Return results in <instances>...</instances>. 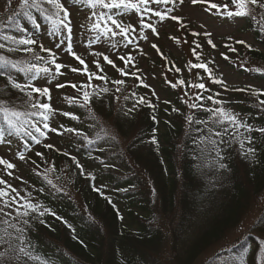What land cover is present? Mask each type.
I'll return each mask as SVG.
<instances>
[{"label": "trees", "instance_id": "1", "mask_svg": "<svg viewBox=\"0 0 264 264\" xmlns=\"http://www.w3.org/2000/svg\"><path fill=\"white\" fill-rule=\"evenodd\" d=\"M68 4L79 5H73L72 0H68ZM10 8L17 9L18 0H11V5L8 0H0V22H5L12 14ZM256 11L259 12L258 9ZM33 15L41 25L38 33H47L45 38L49 44L44 46L53 47L51 49L57 54V62L64 63L58 52L66 50L67 42L60 48L55 47L60 41L56 42L55 36L47 30L48 21L35 10ZM18 19L22 25L35 30L26 17L21 15ZM239 23L251 34L256 46L252 51L244 46L236 50L240 57L249 58L250 63L248 67L231 65V77L245 84L264 87V75L251 70L259 68L264 72V52L260 50H264V32H260L258 25L248 17L239 18ZM185 29L189 32V26ZM7 31L14 33V29ZM148 31L144 29L143 33ZM119 40L115 38L116 42ZM109 47L105 49L110 50V56L111 52L116 56L114 60L117 66L124 68L123 62L117 58L122 50L117 49L125 48L119 43L117 47L111 44ZM35 49L40 55L48 56V53L40 52L39 47ZM131 49L135 50L136 47L130 46ZM12 55L10 58L13 59L25 56L22 52ZM139 58L135 60L136 68L140 70L137 74L145 82ZM73 67L83 68L79 62L68 64L51 84L47 83V77L34 82L36 86L50 88V103L59 113V118L52 116L50 123L53 127L63 124L82 130L90 139H96L98 134L102 137L106 134V138L90 146L82 136L72 133L57 135L49 132L47 139L34 133L41 141L36 144L28 137H9L6 131V139L11 143L0 144V149L8 153V161L16 164L20 182L32 194L33 202L39 201L62 218L46 215L43 218L45 223H33L29 237L35 248L34 254L47 259L48 264H222L217 257L245 254L246 264H257V250L260 239L264 238V210L247 231L242 232V228L264 195V136L252 133L255 141L251 146L257 149L255 159L241 156L238 142L233 143L231 148L222 145L224 163L228 167L217 169L212 163L215 153L205 152L201 155L193 145L191 136L185 134L188 130L185 117L188 114L184 113L183 104L171 88L159 87L166 101H169L162 107L157 96H153L149 88L140 86L135 77H122L104 62L101 65L104 72L97 74L105 75L108 82L93 79L92 84L111 91L102 93L100 99L93 97V112L89 114L88 109L69 106L64 99L66 96L81 95L71 87L72 83L78 86L88 83L87 75L82 71L72 72ZM52 71L55 72L54 67ZM125 71L135 69L129 66ZM13 76L17 82H27L22 74L13 72ZM114 79L125 81L120 93L115 92L116 86L111 83ZM57 83H63L65 87L57 88ZM208 88L211 91L204 92L205 97L220 92L218 98L229 102L225 107L240 114L241 119L256 128L264 127V111L257 108L256 98L250 92L233 90L247 89L246 85L232 87L229 99L222 94L224 88L221 85L210 81ZM96 90L99 91V88ZM132 92L146 97L155 107L142 105L125 115L133 102L125 101L123 96ZM114 96H120V100H114ZM17 98L26 97L11 87L7 77H0V100H16L19 104L20 99ZM44 102L48 101L45 99ZM204 103L211 106L206 99ZM173 108L180 111L173 112ZM60 112L75 113L79 119L72 120L60 115ZM194 114L200 119L208 116L203 111ZM153 116L156 117L155 121ZM0 126L6 128L2 120ZM154 130L158 148L150 143ZM52 135L64 138L53 142ZM45 143L54 144L56 148H46ZM37 152H42L44 159L38 157ZM64 152L70 155L65 156ZM19 153H24V161L18 159ZM72 156L83 165L86 173L95 176V180L80 175ZM50 164L57 169L50 177L64 189L63 192L52 190L38 174ZM93 185L101 188L104 195L94 191ZM105 196L111 199L115 208ZM117 210L124 217L123 220L118 217ZM74 235L76 239H73ZM4 247L6 245H0V251ZM210 252L212 255L205 257ZM260 254L264 255V252ZM9 257L6 264H38L23 256L17 261L14 253H9Z\"/></svg>", "mask_w": 264, "mask_h": 264}, {"label": "snow or ice", "instance_id": "2", "mask_svg": "<svg viewBox=\"0 0 264 264\" xmlns=\"http://www.w3.org/2000/svg\"><path fill=\"white\" fill-rule=\"evenodd\" d=\"M176 2L177 0H72L73 5L77 3L87 4V6L93 10L89 17V22L91 23V31L95 33L94 42H98L104 38L112 47H117L119 43L122 44L125 49H129L130 46L134 45L137 35H139L141 40H148V36L143 34L144 29L150 30L153 35L159 37L160 33L157 24L152 22V17H155L160 24H163L167 20H171L177 22L181 28H186L187 25L183 22V18L175 14L174 5ZM8 3L11 5V0H8ZM179 3L183 6L185 0H179ZM190 3L193 6L197 4L204 5L206 11H214L216 14L226 19L248 17L258 25L260 32H264V0H224V2H214V0H190ZM151 5H156L157 7L153 8ZM160 6H163V10H160ZM257 9L259 12L256 11ZM33 10L38 12L49 22L50 32L58 35L66 33L67 53L71 54L79 64L83 66L82 69L73 67L71 71L74 73L82 71L88 77V83L86 84L80 86L75 83L71 84V87L80 92L81 95L79 97H64L69 106L77 105L78 107L86 108L89 114H92L93 109L91 105L93 97L100 99L102 93L111 91L107 87H99L98 85L92 84L93 79L107 83V77L103 74H97V72H91L85 60L73 50V27L68 0H18V8H10L12 14L7 17L5 22H0V50L9 54L22 52L25 54V57L13 59L10 58L9 55L0 53V77H7V81L11 87L15 90H19L26 98H17L20 99L19 104L16 103V100H0V120H2L3 125L6 126V128L0 126V144L11 143L10 140L6 139L7 131V136L9 137H28L36 144H40L41 141L34 133H39L40 136L47 139L48 133L51 132L57 135L72 133L77 136H82L88 145H95L98 140L105 139L106 134L104 137L98 134L96 139H90L82 130L73 127H65L63 124H60L59 127H53L50 123V118L58 111L54 109L50 103V88L48 86H36L34 82L38 78L47 77V83L51 84V81L56 79L57 74H62L61 69L65 68L66 65L57 62V54L53 52L51 48L45 47L41 42L42 37L36 34L40 31L41 25L37 23L36 17L33 15ZM130 14L138 17V23L134 24L132 22L133 15ZM21 15L32 22L35 31H30L26 25L21 24L18 19ZM8 29H14V33L8 32ZM192 35H204L208 37V45L212 48L217 47L211 39L212 33L210 31H204L203 33L193 32ZM116 37H120L119 42L115 41ZM170 38L174 39L177 44L180 43L179 38ZM184 42L187 43V41ZM194 43L195 48L192 49V54L197 61H201L200 53L197 49H200L202 46L195 41ZM236 43L244 45V47L250 51L254 50L253 45L246 40L239 39ZM62 44H64V40L57 43L55 47L60 48ZM35 45L39 46L40 52L48 53V56L45 57L40 55L33 47ZM134 46L139 48L138 44ZM151 47L162 57L164 56L157 44L152 43ZM229 51L235 52L236 48L229 46ZM141 54H143L142 49ZM94 55L102 57L103 61L114 68L122 77L132 76L135 77L140 86L145 88L152 87L146 84L142 77L137 74L140 70L136 68L135 57L131 50L127 51L126 55L117 56V58L123 62L124 68L118 67L115 60L104 52H95ZM164 58L167 59V57ZM224 59L227 60L228 57L225 56ZM93 63L99 73L104 72L99 60H95ZM209 63H214V61H209L207 63L203 61L192 63L189 61V70L203 69L211 83L219 84L225 91H228L225 74L220 72L219 76H217L213 68L208 66ZM129 66L134 68L135 71H125V68ZM52 67H54L55 72L52 71ZM241 67H243V65H241ZM172 69L177 73L181 72V68L174 64L169 71ZM251 70L264 75V72L259 68ZM13 72L22 74L27 82H17V79L13 76ZM198 78L201 82L192 83L189 81L187 85L184 79H178L174 83L168 81L172 88H177L179 86L199 90L195 93L192 102L185 100L184 103L187 105L188 109L194 110V112L203 111L208 113L206 119L197 118L194 112L188 114L185 117L188 125V130L185 134L191 136L193 145L196 146L201 155L205 152L215 153L212 163L217 169H226L228 167V165L224 163L225 154L222 145L231 148L233 143L238 142L240 155L248 159H255L257 149L251 146L255 141L252 133L257 132L264 136V127L256 128L254 125L248 123L247 120L241 119L240 114L225 107L229 102L218 98L221 95L220 92L215 93V95L209 94L205 97L203 93L206 91L210 92L211 90L206 83L202 82V77ZM111 83L116 86L115 92L120 93L122 91L121 86L125 84V81L123 79H114ZM55 86L57 88H64L65 84L57 83ZM97 88H99V91L96 90ZM88 89H92V91ZM233 90L250 92L251 96L256 98L257 108L264 111V99L261 98L264 97V87L257 88L256 86H249L247 89L238 88ZM151 94L157 96L154 89ZM185 96H189V93L185 92ZM158 98L157 96V99ZM45 99L48 102H44ZM123 99L133 102L132 106L127 109L125 115L131 114L142 105H147L150 108L155 107L146 97L138 96L136 92H132L130 95H124ZM189 99H192V97H189ZM205 99L211 102V106H207L204 103ZM114 100L119 101L120 96H114ZM165 103H169V101H165ZM172 111L179 112L180 109L173 108ZM60 115L69 117L72 120L79 119V117L72 112H60ZM153 120H156L155 116H153ZM40 125L47 131H43ZM150 143L156 145L157 148L159 147L155 130L153 131ZM44 147L49 149L56 148L54 144L50 143H45ZM56 150L60 151L59 149ZM63 154L65 156L70 155L67 152ZM36 155L44 159V154L42 152H37ZM18 159L24 161L26 159L24 153H19ZM71 159L76 168L79 169L80 175L95 180V176H93L92 173H86L83 165L75 156H72ZM32 163L36 164L35 161H32ZM45 163H48V161H45ZM0 165L5 167L9 177L13 175L10 170L16 168V164L0 157ZM36 167L39 168L40 166L36 165ZM56 170L55 165L50 164L42 173L38 174L43 177L52 190L63 192L64 189L50 177V174L55 173ZM17 179H19V177H17ZM56 179L59 180V177H56ZM0 186H2L0 187V245H6V247L0 251V264H6V262L9 261V253H14L17 261L23 256L30 261L38 262V264H48L47 259H42L40 255L34 254L35 248L31 243L29 232L34 222L38 221L40 224L45 223L43 218L46 215L54 216L57 219L62 218L50 208L39 203V201L33 202L31 193H28L27 196H22L17 188L13 187L12 184L3 178H0ZM93 190L102 196L104 195L102 189L95 185H93ZM104 198L109 204H112L109 197L105 196ZM112 207L115 208L116 205L112 204ZM117 215L121 220L124 219V217L119 214V210H117ZM65 223H67V221H65ZM68 227L71 228L72 226L68 225ZM73 232L75 233V229H73ZM76 238L77 237L74 235L73 239ZM81 243H83V241H81ZM245 252H247V250H245ZM262 252H264V238L260 239L259 248L257 250V264H264V255L260 254ZM217 259L221 260L222 264H246L245 254L236 257H217Z\"/></svg>", "mask_w": 264, "mask_h": 264}, {"label": "rangeland", "instance_id": "3", "mask_svg": "<svg viewBox=\"0 0 264 264\" xmlns=\"http://www.w3.org/2000/svg\"><path fill=\"white\" fill-rule=\"evenodd\" d=\"M12 1L15 2L16 0ZM214 2H224V0H214ZM68 6L70 9V17L73 27V49L76 50L77 55L85 60V62L88 64L89 70L98 72L93 61L99 60L101 65L104 62L102 61V57L96 56L94 55V53L104 52L105 54H108L110 56V54L108 53L110 52V50L105 49V47H109L110 43L104 38H102L98 42H94L95 33L91 31V23L89 22V17L91 16V12L93 10L89 8L87 4L79 3L78 6L76 5L77 7L68 4ZM151 7L156 8L157 6L151 5ZM174 9L175 14L181 16L183 18V22L187 26H189V32H187L185 28H181L180 25L175 21L167 20L163 24H160L155 17H152V22L157 24V28L160 33L159 37L153 35L150 30L148 31L149 33H143L144 35L148 36V40H141L139 38V35H137V38L134 41V45L138 44L139 48H136L135 50L131 49V51L133 52L132 54H135V60H137L138 56L141 57L139 58V62L141 64V71L142 75H144L145 83L152 86L149 88L151 91H153V89L156 91L157 96L159 97L158 103L162 107L165 104L166 98L165 95L161 93L159 89L160 86L169 87L178 95L180 102L183 104L184 113L186 114H190L192 110L188 109L184 101L189 100V102H192V100H194L195 93L199 91L197 89H192L189 87L178 86L177 88H172L169 85L168 81H172L174 83L178 79H184L187 85L189 81H191L192 83L201 82L198 77H202V82L206 83L208 87L210 86V80L207 78V74L204 73L203 69L189 70V61H191L192 63L201 61L207 63L209 61H214V63H209L208 66L210 68H213L217 76H219L220 72H223L225 74L227 87L229 90L225 91V89H223L222 94L227 99H229V97L231 96V88L235 86L246 85L247 88H249V86H256L257 88H261V86L258 85L245 84L240 81H236L235 79H233V77H231V65L234 66L236 64L238 66L243 65V67H248L250 62L249 58L245 59L244 57H240L237 51H229V46L236 48V50H240V48L244 45L236 43V41L239 39L246 40L248 43L252 44L253 47L256 46L251 37V34L242 27L241 23H239V18L226 19L216 14L214 11H206L204 5H191L190 0H185L183 6L179 3V0H177L174 5ZM160 10H163V6H160ZM132 22L134 24L138 23V17L133 15ZM48 25L49 26L47 30L50 29L49 22ZM27 28L30 31H35L32 28ZM204 31H210L212 33L211 39L217 45L216 48H212L210 45H208V37H205L204 35H192L193 32L203 33ZM36 34L42 37L41 42L44 45L48 46V40L47 38H45L47 37V33L45 34L44 32H37ZM51 34L55 36L56 42L61 40H64V44L67 42L66 33L58 35L51 32ZM170 37L179 38L180 43L177 44L176 41L174 39H171ZM116 38L120 39V37ZM184 41H187V43H185ZM194 41L202 46L200 49H197V51L200 53L201 61H197L192 54V49L195 48ZM152 43L158 45V47L161 49V52L164 54L163 57L151 47ZM54 45L55 44H51V46ZM134 45L132 46V48L134 47ZM33 47L36 48L39 46L35 45ZM141 49L143 51V54H141ZM117 50H122L120 55H122V53L125 51H129V49L123 50L121 48ZM260 50L264 52V50ZM0 53L14 56L12 54L3 52V50H1ZM58 54L61 57V60L64 61L63 64L65 65H74L78 63V61L75 62L72 56H70L69 58V63L66 62L68 61L69 56V53L66 54V50L60 51L58 52ZM225 56L228 57L227 60L224 59ZM24 57L25 56L15 57V59ZM164 57H167V59H165ZM110 58L116 59V56H114V54L111 52ZM173 64L177 67H180L181 72L177 73L174 69L169 71V69L172 68ZM185 92H188L189 96H185ZM189 97H192V99H189ZM55 116L56 119H58L59 113L57 112ZM52 136L53 142H57L58 140L61 141L64 138L63 136ZM0 157L8 160V153L6 150H3V148L2 150L0 149ZM10 171H12L13 173L11 177L7 175V170H5V167L3 165H0V178L7 180L10 184H12L13 187L17 188L21 195L27 196L29 190L23 185L22 182H20V174L15 170V168ZM17 177H19V179H17ZM263 210L264 195L259 204L254 208L251 214L244 221L242 232L247 231L258 220ZM211 255L212 254L210 252L206 254L205 257H210Z\"/></svg>", "mask_w": 264, "mask_h": 264}]
</instances>
